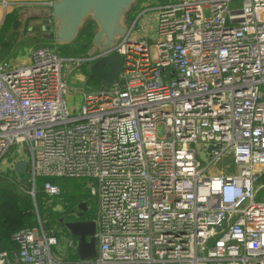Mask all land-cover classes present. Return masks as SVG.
Returning a JSON list of instances; mask_svg holds the SVG:
<instances>
[{"label":"built area","instance_id":"obj_1","mask_svg":"<svg viewBox=\"0 0 264 264\" xmlns=\"http://www.w3.org/2000/svg\"><path fill=\"white\" fill-rule=\"evenodd\" d=\"M153 10L152 39L133 35L146 9L105 52L65 59L42 47L0 65V173L26 156L31 195L37 178L48 197L60 194L49 179H75L96 202L93 259L53 255L76 240L37 217L0 264H264V0ZM104 55L122 58L118 83L78 93L69 111L71 72ZM228 154L234 173H206Z\"/></svg>","mask_w":264,"mask_h":264},{"label":"trees","instance_id":"obj_2","mask_svg":"<svg viewBox=\"0 0 264 264\" xmlns=\"http://www.w3.org/2000/svg\"><path fill=\"white\" fill-rule=\"evenodd\" d=\"M130 14L131 11L128 18ZM95 31V24L91 20H86L72 43L52 47L60 57L65 59L88 58ZM84 79V91L102 86L98 78H90L86 75ZM44 181L45 179L42 178L36 179L32 196L29 182L19 180L12 170L0 173V253L13 252L15 245L10 241L11 235L20 229L35 225L37 217L45 220L44 230L52 229L58 237H71L64 227L67 222L93 221L95 219L96 202L89 198L84 181L63 178L49 179L48 181L59 188L58 197H48L44 194L42 190ZM58 204L61 206L55 210L54 207ZM79 204H85L86 210L80 217H77L75 214L80 212L77 208ZM67 253L68 256L64 257L66 261L76 260L73 250Z\"/></svg>","mask_w":264,"mask_h":264},{"label":"water","instance_id":"obj_3","mask_svg":"<svg viewBox=\"0 0 264 264\" xmlns=\"http://www.w3.org/2000/svg\"><path fill=\"white\" fill-rule=\"evenodd\" d=\"M135 2L136 0H53L49 8L40 11L42 18L32 30L58 46H65L76 39L84 22L91 20L96 27L92 47L88 52L91 56L109 50L127 35V18ZM93 63V71L109 69L112 82L108 86L118 83L119 74L123 69L122 58L104 55ZM89 77L99 79L95 74ZM27 166V161L18 160L12 167L17 178L23 182L28 179V173L25 171ZM77 208L80 210L77 217H80L86 206L79 204ZM64 227L69 235L76 239L77 259H93L96 256L95 222L77 220L65 223Z\"/></svg>","mask_w":264,"mask_h":264},{"label":"rangeland","instance_id":"obj_4","mask_svg":"<svg viewBox=\"0 0 264 264\" xmlns=\"http://www.w3.org/2000/svg\"><path fill=\"white\" fill-rule=\"evenodd\" d=\"M157 1L158 0H136L134 3L131 14L127 20V25L131 24V19L135 17L137 13L149 9V11H146L139 18L138 23L133 31L134 36L144 37L146 39L153 38L156 27L153 13H157L153 10V7L155 6L154 3ZM41 18L42 13L35 9H9L8 7L3 9L0 7V65H7L10 68H16L26 61L27 56L33 49L49 47L54 50V47L52 46H55L56 44L52 40L44 39L37 31L32 30V28L37 25ZM151 41L152 40H150V42ZM93 65V62H85L82 63L80 67L75 68L71 72L67 82L69 91L68 94L64 96V100L69 111L77 109L80 104V96L78 93L80 94L82 91H84V77L86 75L91 76L92 74H95L99 77L102 85H109V83L112 82L109 69L102 68L98 71H93ZM74 90L77 92V94L73 93ZM158 133L159 135H162V126H160ZM23 158L26 161L28 160L26 156ZM200 159L204 165L208 164V161L204 156H201ZM222 171L229 174L235 172V166L229 154L225 157H222L214 166H211L206 173L218 175ZM85 186L88 190L87 182H85ZM89 198L91 197L89 196ZM93 200L95 201V199ZM60 206L61 205L58 204L56 207H54V209L57 210L60 208ZM71 250H73V252L76 254V245L67 250V244L63 238L57 247L52 248V254L60 256L64 259V257L66 258L68 256L67 252Z\"/></svg>","mask_w":264,"mask_h":264},{"label":"crops","instance_id":"obj_5","mask_svg":"<svg viewBox=\"0 0 264 264\" xmlns=\"http://www.w3.org/2000/svg\"><path fill=\"white\" fill-rule=\"evenodd\" d=\"M159 2H161V3H159ZM164 2H167V0H158L156 3H154L155 6L153 8H155L157 5H161ZM7 7L9 9H13V8H25V9H29L30 8V9H35L38 12H40V11L43 10L41 7H39L37 5L36 0H7ZM147 11H149V9H147ZM153 17L156 18L155 12L153 13ZM1 20H2V18H1ZM28 56H27L26 61L22 65L28 63Z\"/></svg>","mask_w":264,"mask_h":264}]
</instances>
